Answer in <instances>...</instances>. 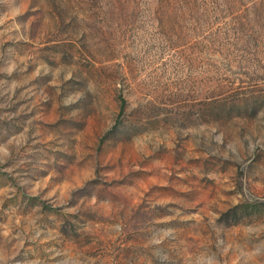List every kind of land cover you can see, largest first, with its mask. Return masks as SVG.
<instances>
[{"label":"rangeland","instance_id":"374dc122","mask_svg":"<svg viewBox=\"0 0 264 264\" xmlns=\"http://www.w3.org/2000/svg\"><path fill=\"white\" fill-rule=\"evenodd\" d=\"M0 264H264V0H0Z\"/></svg>","mask_w":264,"mask_h":264}]
</instances>
